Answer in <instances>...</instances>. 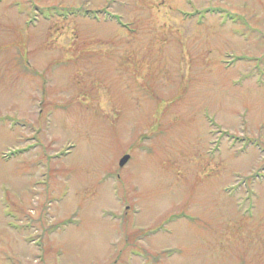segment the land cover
Returning a JSON list of instances; mask_svg holds the SVG:
<instances>
[{"label": "rangeland", "instance_id": "374dc122", "mask_svg": "<svg viewBox=\"0 0 264 264\" xmlns=\"http://www.w3.org/2000/svg\"><path fill=\"white\" fill-rule=\"evenodd\" d=\"M0 264H264V0H0Z\"/></svg>", "mask_w": 264, "mask_h": 264}, {"label": "trees", "instance_id": "16d2710c", "mask_svg": "<svg viewBox=\"0 0 264 264\" xmlns=\"http://www.w3.org/2000/svg\"><path fill=\"white\" fill-rule=\"evenodd\" d=\"M42 13H43V11H42ZM223 14H224V19L231 21L230 23L232 25H236L237 26L238 25V22H237L238 20L241 21V26H245L246 25V22H245V20L242 17H239V16H237L235 14H230L229 12H223Z\"/></svg>", "mask_w": 264, "mask_h": 264}, {"label": "water", "instance_id": "95a60500", "mask_svg": "<svg viewBox=\"0 0 264 264\" xmlns=\"http://www.w3.org/2000/svg\"><path fill=\"white\" fill-rule=\"evenodd\" d=\"M128 160H129V156H127V155L124 156V157L121 159L119 165H120V166H123L124 164H126V162H128Z\"/></svg>", "mask_w": 264, "mask_h": 264}]
</instances>
